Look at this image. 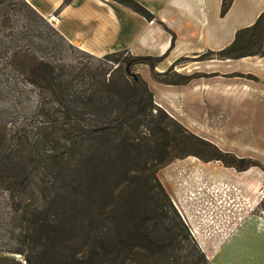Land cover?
<instances>
[{"label":"trees","instance_id":"1","mask_svg":"<svg viewBox=\"0 0 264 264\" xmlns=\"http://www.w3.org/2000/svg\"><path fill=\"white\" fill-rule=\"evenodd\" d=\"M68 1L62 0L61 5ZM110 1L146 21L151 19L132 0ZM229 3L219 1V16ZM0 36L18 39L0 42L1 85L7 94L33 89L38 103L48 104L34 136L17 139L18 148L6 151L0 131V172H8L0 177V186L19 195L34 190L37 200L31 208H19V248L10 252L20 261L0 260L9 264H205L155 171L185 157L219 161L235 171L255 164L221 152L187 131L152 103L143 80L128 71L131 62L143 64L153 82L180 85L192 75L172 70L178 59L161 72L153 70L160 57L128 55L118 60L117 52L98 57L112 66L56 64L35 55L37 50L56 53L59 44H68L22 0L16 4L0 0ZM263 37L264 11L250 25L235 30L228 45L193 60L260 56Z\"/></svg>","mask_w":264,"mask_h":264},{"label":"rangeland","instance_id":"2","mask_svg":"<svg viewBox=\"0 0 264 264\" xmlns=\"http://www.w3.org/2000/svg\"><path fill=\"white\" fill-rule=\"evenodd\" d=\"M11 1L17 3V0ZM15 29L17 28L12 27V30ZM7 40L18 39L0 36V42ZM59 46L60 50L56 53L41 54L37 50L35 55L63 66L97 67L111 64L98 57H87L69 44L68 47L63 43ZM127 57L128 54L123 51L116 54L118 60ZM2 60L3 57L0 56V62ZM192 61L195 60L181 58L174 65L177 69L185 67L188 70L194 64ZM141 66L143 64L131 62L128 71L135 73ZM217 67L234 72L227 75L233 81L232 87L242 84V88L249 90V86L254 89L264 86V80L253 74L236 73L254 69L250 63L231 60L225 67ZM184 75L202 76L201 73ZM2 76L0 75V131L3 133L5 150L12 151L18 148L15 142L17 139L34 136L38 130L36 123L42 117L40 113L48 104L42 106L38 103V92L33 89L19 94H7L1 85ZM140 76L149 79L147 71L141 72ZM152 86L158 91L162 88L154 83ZM180 99L182 111L188 117L177 121L183 128L212 143L219 151L255 165L235 171L231 167L222 166L219 161L201 162L193 157H185L157 169V182L202 253L205 264L221 261L217 251L223 246L236 247V253L234 251L231 255L234 262L263 261L264 255L260 258V255L254 253L255 238L251 234L258 219H263L264 226V181L261 182L264 174V97L257 95L254 90L242 97L236 92L224 95L216 91L211 102H202L201 97L197 96L193 108L189 107L188 98L180 96ZM229 159L223 158V161L228 162ZM6 175L8 172H0V177L5 178ZM36 178L34 174L33 182L29 184H32V189ZM33 191L29 193L25 189L19 195L0 186V257H12L20 261V257L10 251L19 248V208H31L37 204ZM0 264L9 263L0 260Z\"/></svg>","mask_w":264,"mask_h":264},{"label":"crops","instance_id":"3","mask_svg":"<svg viewBox=\"0 0 264 264\" xmlns=\"http://www.w3.org/2000/svg\"><path fill=\"white\" fill-rule=\"evenodd\" d=\"M22 1L67 44L79 51L95 58L119 51L130 56L160 57L153 67L155 72L165 70L177 59H194L198 54L225 47L235 30L250 25L256 15L264 11V0H230L221 16L218 15L220 0H132L151 15L146 21L110 0H69L63 5L62 0ZM231 60L250 63L254 68L236 73H249L264 80V37L260 56L192 61L194 64L188 70L185 67L177 69L174 65L172 70L179 74H202L184 84H159L149 76L146 80L140 76L141 72L147 71L144 65L135 73L145 83L152 103L180 122V119L188 118L182 111L180 96L188 98L190 108L194 107L197 96L202 102H211L216 91L224 95L236 92L242 97L254 90L264 97V86L258 89L249 86V90L242 88V84L232 87L233 81L227 75L234 72L217 67H225ZM153 83L162 88L155 90ZM251 236L255 238L254 253L263 257V219H258ZM235 250L232 246L219 247L217 253L222 260L208 264H264V260L234 262L231 255Z\"/></svg>","mask_w":264,"mask_h":264}]
</instances>
